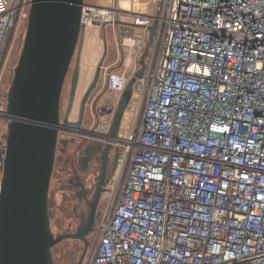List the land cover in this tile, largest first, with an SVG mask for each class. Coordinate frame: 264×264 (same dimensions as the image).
Instances as JSON below:
<instances>
[{
    "label": "built area",
    "instance_id": "built-area-1",
    "mask_svg": "<svg viewBox=\"0 0 264 264\" xmlns=\"http://www.w3.org/2000/svg\"><path fill=\"white\" fill-rule=\"evenodd\" d=\"M139 1L82 7L86 29H141L114 28L102 78L116 103L157 23L89 264H264V0ZM30 4L0 0V87ZM111 125L87 133L117 143Z\"/></svg>",
    "mask_w": 264,
    "mask_h": 264
},
{
    "label": "water",
    "instance_id": "water-1",
    "mask_svg": "<svg viewBox=\"0 0 264 264\" xmlns=\"http://www.w3.org/2000/svg\"><path fill=\"white\" fill-rule=\"evenodd\" d=\"M84 3L85 0H31L23 48L6 94V109L0 114L7 120L6 144L0 153V264H53V246L65 238L84 237L94 221L103 185L104 162L89 218L77 232L55 235L49 210L59 125L61 120L81 125L87 95L98 78L107 52L104 26L103 56L94 80L81 99L78 120H69L80 77L86 31L81 23ZM156 26V22L150 26L149 40L139 59L141 67L136 77H141L145 71V57ZM76 51L69 102L61 118L62 90ZM136 77L130 80L119 100L110 129L112 137L118 135ZM111 144L108 142L106 149Z\"/></svg>",
    "mask_w": 264,
    "mask_h": 264
},
{
    "label": "flooded vegetation",
    "instance_id": "flooded-vegetation-1",
    "mask_svg": "<svg viewBox=\"0 0 264 264\" xmlns=\"http://www.w3.org/2000/svg\"><path fill=\"white\" fill-rule=\"evenodd\" d=\"M105 37H107L106 27H105ZM77 51L71 61L64 85L70 76L72 81L73 73L77 63ZM82 58H83V51L81 49L80 76L82 72ZM104 58L100 66L98 78L94 86L88 93L85 102V111L87 107L91 111L94 120L93 124H98L103 118H108L113 121L119 104V101L116 103L112 98L109 101L103 100L106 90L108 89V86L103 83V78H102L103 66L105 65ZM97 65L93 67L89 83L86 89L84 90L83 95L80 98V102L82 97L87 92L92 81L94 80ZM9 72H11V70H9ZM62 94H63V90H62ZM133 98H134V93L132 94V98L129 101L127 107L125 108L122 120L125 116L126 117L132 116V114L135 115V113L137 114L139 112L140 104L137 103L135 104V106H133V102H134ZM65 113L61 114V118L65 116ZM78 117H79V112H78ZM78 117L76 119H70L69 116V120L76 121L78 120ZM83 120H84V115H83ZM83 120L81 125L79 126H75L71 123H65L63 122V120H61V123L59 125L56 158H55V164H54L51 180L53 178H55L56 180H61L63 178L64 181L62 182L61 187L64 188L65 190H72V194L74 198L73 201L76 202V205L74 207L73 221L71 222L70 227L66 229H62V231L59 233L54 232V234L59 235L67 232L75 233L78 231L80 226H82V224H84L88 220L90 214V205L93 202L94 194L97 189L98 181L101 177V171L104 162L105 169L102 177V182H103L102 190L98 199L94 221L90 230L85 234L84 237H80V238L69 237L55 244L52 248L53 264H89L90 260L88 261V251L90 248L91 239L95 235V230L97 229L98 217L102 214V212L100 211L101 204L106 195L108 196V201H109V193L112 188L113 182L117 176V173L119 171L120 153L122 150V143L124 142L125 136L124 137L120 136L119 132L117 137L111 136L114 139V142L117 143L111 142L112 143L111 146L108 147V149H106V145L108 141H103L100 138V135L98 134L93 136L88 135L87 132L89 126H83L82 125ZM67 134H70V137ZM72 134H75L77 136H71ZM58 164L59 165L61 164V166L57 171L56 165ZM54 225L55 227L60 228L61 226H63L62 220L61 219L60 220L58 219L56 221L54 220ZM51 228L53 229L52 224H51Z\"/></svg>",
    "mask_w": 264,
    "mask_h": 264
},
{
    "label": "rangeland",
    "instance_id": "rangeland-1",
    "mask_svg": "<svg viewBox=\"0 0 264 264\" xmlns=\"http://www.w3.org/2000/svg\"><path fill=\"white\" fill-rule=\"evenodd\" d=\"M120 5L121 4V0ZM86 3L90 4H109V0H85ZM124 4V2H123ZM129 6V5H128ZM133 6V5H132ZM134 8V7H133ZM132 8V9H133ZM139 10V8L137 9ZM121 21V20H120ZM27 22L28 19L25 20V23H22L20 27L18 28L16 38L13 42V47L11 50V55L9 58V62L5 71V76L4 80L1 84L0 87V110H5L6 109V94L8 91V88L12 82L13 76H14V70L17 65V62L19 60L23 44H24V39L26 35V29H27ZM114 28H117V31L121 35H137L140 33V27H137L132 24H127L124 22H119L116 24V27H113L111 24H109L106 27L107 31V54L105 56V64H109L113 62L116 59L117 55V50L114 42ZM102 35V28H87L85 31V37H84V42H83V58H82V72L81 76L79 79V83L77 86V92L75 96V102H74V108L72 110V113L70 114V119H76L78 117V112H79V103H80V98L83 95L84 90L86 89L90 77H91V72L93 70V67L98 64L100 59L103 56L104 53V37ZM103 37V38H102ZM148 38V37H147ZM84 48V50H83ZM152 57V49L146 57V62L149 64L151 61ZM11 70V72H9ZM70 85H71V76L67 79L64 89H63V94L61 98V114H64L66 111V107L68 104V99H69V92H70ZM112 89L108 88L106 90V93L103 97V100L109 101L112 98ZM134 102L133 106L139 102L138 94H137V89L134 90ZM137 97V98H136ZM137 116L138 113L135 115L132 114V116H125L122 120V123L120 125L119 129V135L120 136H126L128 133L132 131L134 128L136 121H137ZM93 117L91 114V111L86 109L85 114H84V120H83V126H90L93 124ZM0 128L5 129L7 128V122L6 120L0 118ZM70 137V134H67ZM71 136H77L75 134H72ZM61 164L56 165V170H59V167ZM2 177V170L0 169V181ZM64 179L62 178L61 180H56L53 178L50 182V189H49V210H50V218H51V224L53 226L54 230L53 232L59 233L62 231V229L69 228L71 225V222L73 221V215H74V207L76 205V202L73 201V194L72 190H65L64 188L61 187L62 182ZM108 203V196L106 195L105 198L103 199V202L101 204V212L105 211ZM102 214L98 217L97 220V229L95 230V235L91 239V244L90 248L88 251V261L90 260L92 256L93 249L97 243L98 236H99V230H100V219ZM62 220L63 226L60 228L55 227L54 225V220Z\"/></svg>",
    "mask_w": 264,
    "mask_h": 264
},
{
    "label": "bare ground",
    "instance_id": "bare-ground-1",
    "mask_svg": "<svg viewBox=\"0 0 264 264\" xmlns=\"http://www.w3.org/2000/svg\"><path fill=\"white\" fill-rule=\"evenodd\" d=\"M133 1H134V3H133ZM131 3H132L133 6L130 5ZM124 5H126V6L130 5V7L128 9H132L133 7L135 9H138V8H141L140 6H142V8H144V6H145V4L144 3L141 4L139 0H132V2H131V0H125Z\"/></svg>",
    "mask_w": 264,
    "mask_h": 264
},
{
    "label": "crops",
    "instance_id": "crops-1",
    "mask_svg": "<svg viewBox=\"0 0 264 264\" xmlns=\"http://www.w3.org/2000/svg\"><path fill=\"white\" fill-rule=\"evenodd\" d=\"M123 2L125 3V0H121L122 8H124V9H128L130 7V5H132V3H131L129 6H126L123 4ZM131 2H132V0H131ZM133 3H134V1H133Z\"/></svg>",
    "mask_w": 264,
    "mask_h": 264
}]
</instances>
